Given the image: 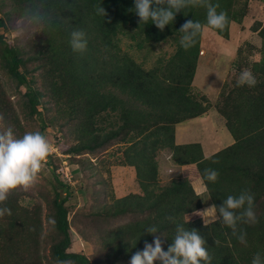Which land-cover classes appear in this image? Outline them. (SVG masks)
<instances>
[{"label":"trees","instance_id":"16d2710c","mask_svg":"<svg viewBox=\"0 0 264 264\" xmlns=\"http://www.w3.org/2000/svg\"><path fill=\"white\" fill-rule=\"evenodd\" d=\"M210 2L219 5L217 12L227 14L223 30L207 26L205 7L181 10L161 31L151 20L139 24L134 0H9L17 16L40 23L37 36L26 48L8 44L0 33V71L24 88L25 114L37 117V131L44 134L47 125L67 126L65 134L73 141L67 148L71 154H92L116 144L117 164L133 168L139 192L113 195L96 211L108 218L136 216L100 235L105 264H127L145 241L152 243L156 237L167 250L176 226L167 217H174L187 229H196L205 238L211 264H251L257 252L264 255V21L254 20L249 26L259 38L254 49L257 58L247 63L256 85L237 86L232 81L229 86L224 80L213 105L232 143L208 156H203L197 142L174 143V126L202 115L210 106L204 94L191 88L201 33L186 50L179 43V28L191 19L200 22L202 30L209 29L227 40L230 22H242L250 0ZM99 7L105 9V17L97 13ZM3 24L0 16V26ZM76 30L85 33L87 48L83 53H74L70 47V34ZM125 33L133 40L138 37L136 47L170 40L174 49L168 57H158L151 67L144 68L120 49L118 35ZM5 105L0 89V110ZM165 149L173 165L189 164L207 186L210 205H220L228 195L242 190L254 194L257 222L238 224L237 234L246 233V244L220 223L205 226L200 218L185 223V215L202 206L201 199L187 176L159 183L156 156ZM206 168L218 171L215 183L204 179ZM52 175L50 210L58 237L48 250V264H90L91 259L84 254L68 250L71 238L64 203L70 194L69 182L53 171ZM0 207L11 210L10 216L0 218V264H43L38 206L29 210L8 196ZM153 225L157 233H146L144 229Z\"/></svg>","mask_w":264,"mask_h":264},{"label":"rangeland","instance_id":"374dc122","mask_svg":"<svg viewBox=\"0 0 264 264\" xmlns=\"http://www.w3.org/2000/svg\"><path fill=\"white\" fill-rule=\"evenodd\" d=\"M251 3V12L248 7L247 12L249 14H247V19L244 21L246 28L243 26L242 28L245 29L242 32L240 24L235 29V33L233 28L230 30V26H228L229 36L227 40H224L209 29L204 28L201 31L200 38L202 36L203 38L199 45L200 50L198 55L202 54V51L206 52L209 56V61L201 64L198 70L205 71L208 68L211 73H215L218 83H220V79L217 77L220 75L222 78L224 70H226V83L229 85L232 81L236 82L240 73L248 70L247 63L254 58L256 53L254 49L259 45V38L249 30L248 26L254 20L259 21L260 19L264 21V0H250ZM0 16L4 18V24L0 26V33L3 34L8 44H16L26 48L31 39L37 36L36 34L40 28L39 21L35 20L36 22L32 23V20L17 16L10 9L9 0H0ZM21 24H23V28ZM128 33L118 35V45L122 51L130 55L144 68L151 67L158 57H168L174 49V45L170 40L159 43H142L140 47H136L135 41L138 37L135 36V40H133L128 36ZM237 49H239L238 53ZM232 52L235 55L232 56ZM220 54H222V58ZM220 60H226L225 62H228L227 67L226 65H222L223 61L219 62ZM33 65L29 64L28 66L32 67ZM37 74L38 70L34 72V76L37 77ZM204 76L205 74L200 72L199 77L203 78ZM36 84L38 86V81ZM191 88L193 92L198 94L204 92L202 94H206L210 106L202 116L200 115V119L192 122V126L195 127L193 130L199 131L201 135L188 136L186 140H198L202 145L205 144L204 152L207 154L214 151L215 148L216 150L219 148V144L215 145L216 136L219 137L222 144L225 143L223 141L224 135L229 138L230 136L229 133H225L227 130L222 126L221 115L213 107L216 101V98H213L218 91L214 95L212 90L208 91L206 90L207 88L199 87L195 81L192 83ZM0 89L6 100L4 109L0 110V115L4 117L0 121V132L11 128L13 134L19 138L27 131H37L39 127L37 117L25 114L26 109L22 95L24 88L16 86L13 80L0 71ZM197 90L201 91V93ZM49 106H51L50 103ZM37 108L41 112V107L38 106ZM66 128L67 126L59 128L57 125H47L45 127L43 135H45L52 146V154L44 163L42 172L39 174L34 186L27 191L17 188L9 194V197L19 206H27L29 210H32L34 206H38L41 223L39 236L40 256L42 257L43 264H48L51 262L48 250L58 237L50 223L52 221V212L50 210L53 185L52 171L56 175L60 174L62 177H64V174H68V179L64 177L69 182L70 189L68 199L64 203L68 211L67 220L71 238L68 250L84 254L91 259L90 264H105L102 262L103 252L98 242L100 235L108 228L135 220L136 216L134 214H125L115 218H108L96 213V211H100L102 204H108L111 201L110 197L113 195L120 197L128 193L139 192L134 179V171L130 166H120L117 164L119 146L116 144L108 146L103 150L95 151L92 154L68 153L67 148L73 141L66 135L67 133L65 134ZM157 155L158 181L160 184H164L174 176H181V173L177 172L178 170L170 162L169 152L166 149L159 151ZM206 195L205 193V195L200 197L202 202L204 201L203 206L205 207L186 214V219L188 217L189 219L200 218L204 222L201 215L206 214L201 212L211 206L208 203Z\"/></svg>","mask_w":264,"mask_h":264},{"label":"clouds","instance_id":"9594fccd","mask_svg":"<svg viewBox=\"0 0 264 264\" xmlns=\"http://www.w3.org/2000/svg\"><path fill=\"white\" fill-rule=\"evenodd\" d=\"M188 7H205L207 26L211 29L223 30L228 22L227 14L223 11L217 12L219 5L212 4L210 0H134L133 11L139 17V24H146L151 20L163 31L166 25L174 21L176 13ZM97 13L104 17L106 15L103 7H99ZM35 22L33 18L32 23ZM21 27H24L23 24ZM202 27L198 21L186 20L179 28L182 34L180 46L186 50L194 46ZM69 43L74 53L85 52V33L80 30L71 32ZM256 83L257 80L250 70L242 71L236 81L237 86L254 87ZM3 119V115H0V121ZM52 151V146L40 131H27L19 138L13 134L11 128L0 132V205L5 204L9 194L17 188L27 191L34 186ZM218 177V171L210 168L204 170V179L207 182L215 183ZM205 193H208L206 185L200 188L196 195L202 197ZM210 195L208 193V199ZM253 208L254 194L250 190H242L238 195H228L220 205L213 204L201 212L206 215H199L203 217L205 226V221L220 223L231 229L241 243L246 244V233L240 231L237 234L238 224L257 222ZM5 215L10 216L11 210L0 207V218ZM166 219L176 225L174 237L167 250L162 248L159 237L154 238L152 243L145 241L143 249L131 255L129 264H154L156 261L160 264H211L212 256L205 247V238L196 229H187L184 224L177 223L174 217ZM188 221L189 217L185 223ZM50 223L55 225L54 220ZM144 230L148 234H155L158 228L153 225ZM262 256L264 255L257 252L251 264H264Z\"/></svg>","mask_w":264,"mask_h":264},{"label":"crops","instance_id":"0c3cea01","mask_svg":"<svg viewBox=\"0 0 264 264\" xmlns=\"http://www.w3.org/2000/svg\"><path fill=\"white\" fill-rule=\"evenodd\" d=\"M253 3V2H252ZM252 3L250 4V2H249V11L251 12V6H252ZM247 14H249V12H247ZM246 19H247V15L244 17V19L242 20V22L240 23V26H241V28L244 26V21H246ZM259 21H261L262 22V20H260L259 19ZM252 23V22H251ZM230 30L233 28V31H234V33H235V29L236 28H238L239 27V24H237V23H233V22H231L230 23ZM238 26V27H237ZM250 26V25H249ZM248 26V27H249ZM245 27V26H244ZM246 28V27H245ZM244 28V29H245ZM243 28L241 29V32L244 30ZM240 32V33H241ZM252 33H254V32H252ZM255 34V33H254ZM256 35V34H255ZM219 37V36H218ZM202 38H203V36H202ZM202 38H201V40H202ZM221 38V37H220ZM231 41V43H233L232 42V40H230ZM233 41H234V39H233ZM224 51H226V50H224ZM235 52H236V49H235ZM226 54V53H225ZM224 54V55H225ZM222 54H220V57L222 58V56H221ZM233 55H235V53H233L232 52V56ZM257 58V53H255V55H254V58L253 59H256ZM223 59H226V58H223ZM209 61V56H208V54L206 53V52H204V51H202V54H200L199 56H198V59H197V64H196V68H195V71H194V75H193V78H192V81H191V86H192V83H194V81H195V83H197L198 84V86L199 87H201V88H207L206 90H208V91H210V90H212L213 92H214V95H215V93H216V91H218L219 92V89H220V87H221V85H222V83H223V81L225 80V72H226V70H224V72H223V74H224V76L222 75V78H221V76L220 75H218V79H220V83H218L217 82V79H216V76H215V73H211V71H209L208 70V68L204 71H200V70H198V68H199V66L201 65V64H203V63H205V62H208ZM223 61V62H222ZM226 60H220L219 62H222L221 64L222 65H226V67H227V63L228 62H225ZM232 62H233V60H232ZM231 62V64H233ZM200 72H203L204 74H205V76L203 77V78H200L199 77V75H200ZM196 78V79H195ZM198 91V90H197ZM199 93H201V91H198ZM202 93H204V92H202ZM201 93V94H202ZM218 94V93H217ZM217 94L214 96V98L213 99H215L216 98V96H217ZM205 96H206V94H205ZM208 99V98H207ZM209 100V99H208ZM213 103V102H212ZM202 116V115H201ZM201 116H196V117H193V118H190V119H187V120H185V121H183V122H181V123H178V124H176L175 126H174V143L175 144H186V143H194V142H197V143H199V145H200V147H201V151H202V154H203V156H208L209 154H212V153H214V152H216L217 150H219V149H221V148H223V147H225V146H227V145H229V144H231L232 143V138L230 137H228V136H225L224 135V137H223V141H225V143L224 144H222V142H220L221 140L219 139V137L218 136H216V146L219 144L220 146H219V148L216 150V148H215V150L214 151H211L210 153H205L204 151H205V144L204 145H202L200 142H198V140L197 141H190V140H186V139H188L187 137L188 136H192V135H194V136H200L201 134H200V132L199 131H196V130H193V129H195V127L194 126H192V122L193 121H195V120H198V119H200V117ZM220 117V116H219ZM220 119H221V121H222V126H224L223 125V119L220 117ZM196 129H198V128H196ZM223 129H224V127H223ZM225 130V129H224ZM223 130V131H224ZM218 133V132H217ZM225 133H228V132H226L225 131ZM230 136V135H229ZM221 144H220V143ZM202 143H204V142H202ZM226 144V145H225ZM223 145H225V146H223ZM222 146V147H221ZM214 147V146H213ZM211 148V147H210ZM158 156V155H157ZM157 156H156V158H157ZM178 171L177 172H179V173H181V175H185V176H187V178L189 179V181H190V184H191V186H192V188H193V190H194V192L195 193H197V191L200 189V188H202V187H204V185L202 184V182H201V180H200V178L199 177H197L194 173V171L192 170V169H189L188 167H190L189 166V164L188 165H181V166H176V165H173ZM207 194V193H206ZM205 195V194H204ZM207 196V195H206ZM201 199V198H200ZM201 203H202V206L198 209V210H201L203 207H205V206H203V203H204V201L202 202V199H201Z\"/></svg>","mask_w":264,"mask_h":264},{"label":"built area","instance_id":"2783aa9c","mask_svg":"<svg viewBox=\"0 0 264 264\" xmlns=\"http://www.w3.org/2000/svg\"><path fill=\"white\" fill-rule=\"evenodd\" d=\"M64 177L66 178V179H68V174L66 175V174H64Z\"/></svg>","mask_w":264,"mask_h":264}]
</instances>
